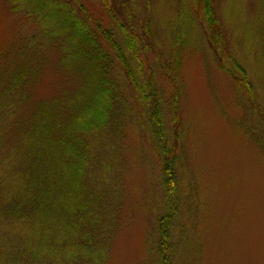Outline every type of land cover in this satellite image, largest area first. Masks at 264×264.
Returning <instances> with one entry per match:
<instances>
[{"label": "rangeland", "instance_id": "1", "mask_svg": "<svg viewBox=\"0 0 264 264\" xmlns=\"http://www.w3.org/2000/svg\"><path fill=\"white\" fill-rule=\"evenodd\" d=\"M82 2L124 41L99 0ZM109 2L138 40L144 75L162 94L169 145L178 155L175 263L264 264V154L253 138H264V123L248 93L220 68L199 0ZM215 8L225 36L221 55L244 67L264 111V0H215ZM33 37L43 42L37 23L0 0V60ZM47 56L51 64L34 88V101L57 96L64 80L56 56ZM115 69L128 120L120 136L103 134L98 145L97 187L115 225L106 264H161L158 220L166 212L161 154L124 71L119 64Z\"/></svg>", "mask_w": 264, "mask_h": 264}, {"label": "trees", "instance_id": "2", "mask_svg": "<svg viewBox=\"0 0 264 264\" xmlns=\"http://www.w3.org/2000/svg\"><path fill=\"white\" fill-rule=\"evenodd\" d=\"M6 1L11 12L37 23L43 42L33 37L0 60V264L108 262L115 225L97 187L98 145L103 134L120 136L128 120L117 64L159 146L166 205L158 220L159 258L161 264H176L178 155L169 145L162 94L144 75L137 38L120 23L109 0L99 2L123 42L82 0ZM199 6L220 68L248 93L264 123L247 71L235 58L221 55L225 36L215 0H199ZM47 54L56 56L64 80L57 96L34 101V88L51 64ZM253 138L264 154V138Z\"/></svg>", "mask_w": 264, "mask_h": 264}]
</instances>
